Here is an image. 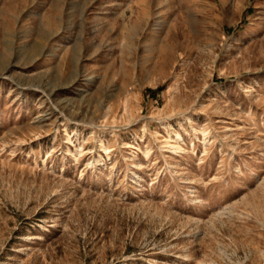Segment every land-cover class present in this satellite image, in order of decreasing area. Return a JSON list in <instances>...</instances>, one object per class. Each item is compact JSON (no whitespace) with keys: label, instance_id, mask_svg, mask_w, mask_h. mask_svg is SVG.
<instances>
[{"label":"rangeland","instance_id":"1","mask_svg":"<svg viewBox=\"0 0 264 264\" xmlns=\"http://www.w3.org/2000/svg\"><path fill=\"white\" fill-rule=\"evenodd\" d=\"M0 264H264V0H0Z\"/></svg>","mask_w":264,"mask_h":264}]
</instances>
